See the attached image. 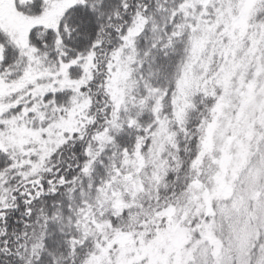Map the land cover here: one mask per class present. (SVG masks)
Returning <instances> with one entry per match:
<instances>
[{
    "label": "snow or ice",
    "instance_id": "snow-or-ice-1",
    "mask_svg": "<svg viewBox=\"0 0 264 264\" xmlns=\"http://www.w3.org/2000/svg\"><path fill=\"white\" fill-rule=\"evenodd\" d=\"M0 264H264V0H0Z\"/></svg>",
    "mask_w": 264,
    "mask_h": 264
}]
</instances>
